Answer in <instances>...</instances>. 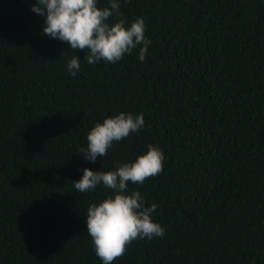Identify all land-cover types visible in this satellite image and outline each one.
<instances>
[{
  "label": "trees",
  "instance_id": "16d2710c",
  "mask_svg": "<svg viewBox=\"0 0 264 264\" xmlns=\"http://www.w3.org/2000/svg\"><path fill=\"white\" fill-rule=\"evenodd\" d=\"M34 3L0 0V264H103L86 211L112 190L73 180L148 144L163 171L129 191L158 205L165 235L113 264H264V0H120L127 23L145 20L146 58L141 45L94 65L43 34ZM120 111L145 126L85 160L89 130Z\"/></svg>",
  "mask_w": 264,
  "mask_h": 264
},
{
  "label": "clouds",
  "instance_id": "9594fccd",
  "mask_svg": "<svg viewBox=\"0 0 264 264\" xmlns=\"http://www.w3.org/2000/svg\"><path fill=\"white\" fill-rule=\"evenodd\" d=\"M109 6H98V0H35L32 11L44 19L43 34L58 39L70 49L84 51L88 64L106 62L115 64L137 46L139 60L143 62L151 40L146 38V25L142 17L130 23L120 13V0H108ZM110 18H113L110 20ZM67 69L76 76L81 69L77 56L67 63ZM145 126L143 113L120 111L105 116L87 133V147L78 153L89 162L104 157L114 142L127 138ZM164 152L154 144L131 161L117 163L114 170L93 171L85 167L83 175L74 181L79 193L91 192L97 186L112 190L86 211L87 232L94 245L96 256L103 264H113L127 252L128 246L141 239L163 238L164 227L152 217L158 205L146 206L138 190L129 191L131 184H143L163 171Z\"/></svg>",
  "mask_w": 264,
  "mask_h": 264
}]
</instances>
